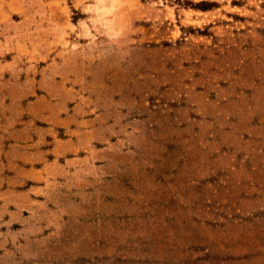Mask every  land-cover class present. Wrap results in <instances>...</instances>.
<instances>
[{
    "label": "rangeland",
    "instance_id": "1",
    "mask_svg": "<svg viewBox=\"0 0 264 264\" xmlns=\"http://www.w3.org/2000/svg\"><path fill=\"white\" fill-rule=\"evenodd\" d=\"M1 2L0 264H264V0Z\"/></svg>",
    "mask_w": 264,
    "mask_h": 264
},
{
    "label": "crops",
    "instance_id": "2",
    "mask_svg": "<svg viewBox=\"0 0 264 264\" xmlns=\"http://www.w3.org/2000/svg\"><path fill=\"white\" fill-rule=\"evenodd\" d=\"M0 4H1L0 6V79L1 78L4 79L8 77V75L10 74L12 70L15 72L17 70L22 71L23 70L22 67L25 69L27 67V63L22 64L24 57H21L20 55V54H23L25 51H23L22 53H19L18 51H14L16 50L15 49L16 47L11 48V46H9V44H11L12 41L14 40L13 35L11 37L4 36V34L8 32L7 26H10V24H9V21H7L6 19L7 18L6 15H4L5 6L2 5L4 3L1 2V0H0ZM4 16L5 18H3ZM12 51L17 52V55L12 56V60H8V59L4 60L5 55ZM38 52L41 54H44L43 51L42 52L39 51V48H38ZM52 66H56L54 62L51 63V68H53ZM14 79L18 80V82L15 85H18L20 88L25 78H24V75L22 76V72H21L19 74V77L14 78ZM7 83H8V80L4 81L2 84L6 85ZM19 90L21 91V88ZM4 97H5V93L3 92L2 94H0V99H3Z\"/></svg>",
    "mask_w": 264,
    "mask_h": 264
}]
</instances>
